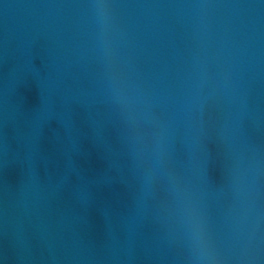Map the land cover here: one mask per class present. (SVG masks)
Returning a JSON list of instances; mask_svg holds the SVG:
<instances>
[{
  "label": "water",
  "instance_id": "1",
  "mask_svg": "<svg viewBox=\"0 0 264 264\" xmlns=\"http://www.w3.org/2000/svg\"><path fill=\"white\" fill-rule=\"evenodd\" d=\"M0 264H264V27L0 0Z\"/></svg>",
  "mask_w": 264,
  "mask_h": 264
}]
</instances>
